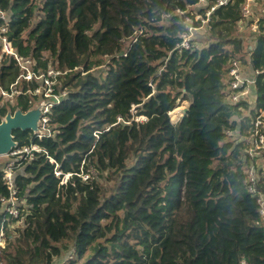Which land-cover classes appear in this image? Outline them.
I'll list each match as a JSON object with an SVG mask.
<instances>
[{"label": "trees", "instance_id": "obj_1", "mask_svg": "<svg viewBox=\"0 0 264 264\" xmlns=\"http://www.w3.org/2000/svg\"><path fill=\"white\" fill-rule=\"evenodd\" d=\"M196 3L0 0L1 34L34 68H46L50 55L68 91L48 113L50 136L12 133L14 149L43 151L12 157L19 216L0 211V264H264V218L246 182L254 164L264 195V147L250 156L242 140L256 118L264 130V0L248 1L246 16V0L208 17L209 6ZM3 55L0 88L8 89L21 71ZM233 60L252 80L235 103ZM37 85L19 79L15 87ZM32 98L3 100L0 121L29 110ZM177 102L185 108L172 122ZM5 163L0 198L9 199ZM55 170L71 173L65 184Z\"/></svg>", "mask_w": 264, "mask_h": 264}, {"label": "built area", "instance_id": "obj_2", "mask_svg": "<svg viewBox=\"0 0 264 264\" xmlns=\"http://www.w3.org/2000/svg\"><path fill=\"white\" fill-rule=\"evenodd\" d=\"M248 1L250 0H246L247 3L244 4L243 7V16L248 15L249 13V6H248ZM228 2V0H197L196 4H206L209 6V9L206 11L205 16L208 17L209 13L211 10H213L215 7L217 6H221V5H226ZM264 11V9H263ZM264 14V13H263ZM198 16V19L200 18V15H195V17ZM197 20V19H195ZM204 19L201 18V21H203ZM252 29H255V24H250ZM0 41H1V50L4 53V56H8V55H13L16 63L21 71L20 75L17 77L16 81L9 86L8 89H3L0 88V99L5 100L8 99L9 101H11V98L19 93L25 94L27 92H22L21 90L16 89L15 84L19 79H23L25 81H31L33 79L36 80H40V82H42L41 84H43V91L40 93V89H38L37 87H34L32 91H29L32 95H37L40 94L43 96V98H45L44 102L41 103L40 105V113L37 116L38 121H39V125L41 126V128L44 130L43 132L40 131V129L38 128L37 132H36V136L41 138L43 136H50L51 131L47 126V122H48V113L50 112L51 107L53 106V104H57L59 103V101L66 97L68 94V91L66 89L60 91H55V89L53 88V84L55 83V81L58 79L57 75L61 74L60 70L55 69V71L53 69H49V67L43 68L42 71H40L38 68H34V66H36V62L35 60L29 57H21L19 56L15 50L11 47V43L10 41L7 39V37L3 34H1L2 32H4V29H0ZM190 35H191V31L189 33H183L182 34V40L180 42L179 46V50H181L182 48H187L188 46V42L190 39ZM262 72H264V69L261 70ZM258 73V71H256V74ZM252 80L249 79L247 80L246 78H244L241 74H240V70H239V65L237 64V62L235 60H233L231 62V65L229 67V72H228V84H229V96H228V100L235 103L240 99V96L243 94V90L246 89L247 86H249V83H251ZM52 87V88H51ZM41 116V118H40ZM41 122V124H40ZM254 125L252 126L250 132L248 135L245 136V140H243L247 147H248V152L250 154V156L253 154H257L259 153L260 149L264 147V130H263V123H261V120L259 118H256L254 120ZM41 132V133H40ZM244 138V137H243ZM14 147V145L12 146ZM13 149V148H12ZM17 150V151H15ZM15 152H13V155L15 154H19L20 157L23 156V153H26V156H29L30 158H33L34 156V152H42L43 149L39 148L36 144L32 145V146H26V147H22V148H15ZM49 161L51 163L54 162V160L52 158H49ZM12 164V163H11ZM11 164H8L5 169H4V180L6 183L7 188H9L11 190V196L9 199H5L3 197L0 198V200H7V210L6 212L9 214V216H12L14 218L19 216V210L17 207H15L14 204V200H15V191L12 188V181H11V177H12V168H11ZM11 165V166H10ZM57 166V164H55V167ZM6 169L9 170V172H6ZM55 175L57 177H60L59 179V183L60 184H65L68 180V177L71 175V173H66L62 176H60V171L59 170H55ZM88 174L84 173L82 174V178L85 180L88 178ZM255 181V165L251 164V166L249 167V169L246 172V182L248 183V192L251 194H256V202H258V213L259 216L264 218V195L258 191V189L255 187L254 182ZM13 199V200H12ZM5 220H7V217L5 216L4 218ZM1 235H4L3 229L0 231V241H1ZM0 247H3V245H0ZM240 262L238 264H247V262L244 259L239 260Z\"/></svg>", "mask_w": 264, "mask_h": 264}, {"label": "rangeland", "instance_id": "obj_3", "mask_svg": "<svg viewBox=\"0 0 264 264\" xmlns=\"http://www.w3.org/2000/svg\"><path fill=\"white\" fill-rule=\"evenodd\" d=\"M201 17V16H200ZM195 19H198V16H196L195 17ZM194 19V20H195ZM207 20L206 19H204L203 21H201L202 23H204V22H206ZM200 30H202V29H200ZM4 54V53H3ZM4 56V55H3ZM1 57H2V51H1V53H0V59H1ZM44 58L45 59H47V62H48V66L47 67H49V69H53L54 71H55V68H54V66L52 65V58H51V56L50 55H47V54H45V56H44ZM99 68H95L94 69V71H96V72H99L101 69H103L104 68V65H102V66H98ZM40 71H42V69L40 68L39 69ZM39 82H40V80H38ZM42 82H40V85H37L38 86V89H40V93L43 91V84H41ZM56 86V88H58V89H56V91H62V90H64V89H67V88H65V87H62L61 88V83L59 82V80H56L55 81V83L53 84V86ZM36 86V87H37ZM52 88V87H51ZM29 91H32V90H29ZM29 91H27V93H29L33 98H32V100H31V103H30V108H29V110H27V112H24V113H28V112H30V113H34V117H33V119H32V123H31V125H30V129L33 131V133L35 132H37V130H38V128L40 129V131L41 132H43L44 130L41 128V126L39 125V121H38V118H37V116L39 115V113H40V105H41V103L42 102H44V100H45V98H43V96L42 95H40V94H37V95H32ZM13 99H14V96L11 98V101L10 102H8V103H12L13 102ZM3 101V99L2 100H0V103ZM185 108V103L184 102H177V104H176V106H175V108H173L172 110H171V112H169L168 114H169V118H170V121H172V122H175L181 115H182V112H183V109ZM20 112V110H17V111H15L14 112V114H16V113H19ZM262 112V111H261ZM13 114V115H14ZM8 115H6L5 117H3V118H1V121H4L5 119H6V117H7ZM40 118H41V116H40ZM139 119H141L142 120V118H139ZM40 124H41V122H40ZM40 132V133H41ZM244 137V138H243ZM242 137V140H245L246 138H245V136H243ZM245 143V142H244ZM15 151H17V150H15ZM14 151V149H12V150H10V152H8V153H5V154H1L0 155V161L2 162V163H4V162H6L5 164H4V169H5V167L8 165V164H11L13 161H11L13 158V152H15ZM253 155V154H252ZM12 165V164H11ZM10 165V166H11ZM264 171V170H263ZM6 172H9V170L8 169H6ZM91 173H92V175H94L95 174V171H91ZM106 175H104V177H105ZM13 200V199H12ZM16 200H14V202H15ZM7 200H0V211L2 210V209H5V211L7 210ZM15 204V203H14ZM22 204H25V202L24 203H22ZM7 217V220L6 221H9L10 220V217L9 216H6ZM21 218H23V217H21ZM20 224V220L18 219L16 222H14V223H12V226H14V227H16V226H18ZM9 225H10V222H9ZM2 230V227H0V231ZM0 245H4V238H3V236L1 235V241H0Z\"/></svg>", "mask_w": 264, "mask_h": 264}, {"label": "water", "instance_id": "obj_4", "mask_svg": "<svg viewBox=\"0 0 264 264\" xmlns=\"http://www.w3.org/2000/svg\"><path fill=\"white\" fill-rule=\"evenodd\" d=\"M34 113H16L13 116L8 115L4 121L0 122V155L8 153L13 146L14 129H30L33 122Z\"/></svg>", "mask_w": 264, "mask_h": 264}, {"label": "crops", "instance_id": "obj_5", "mask_svg": "<svg viewBox=\"0 0 264 264\" xmlns=\"http://www.w3.org/2000/svg\"><path fill=\"white\" fill-rule=\"evenodd\" d=\"M246 73L249 74V71L244 69V70H243V75L245 76V78H246L247 80H249L251 77H250V78H248V77L251 76V74H249V75L247 76ZM249 85H251V84H249ZM251 87H252V86H249L247 89L243 90V93L246 92L247 90H250Z\"/></svg>", "mask_w": 264, "mask_h": 264}, {"label": "clouds", "instance_id": "obj_6", "mask_svg": "<svg viewBox=\"0 0 264 264\" xmlns=\"http://www.w3.org/2000/svg\"><path fill=\"white\" fill-rule=\"evenodd\" d=\"M27 92V91H26ZM20 112H22V113H24V112H27V110L26 111H20ZM11 116H13V115H11ZM143 119V118H142ZM1 122V121H0ZM12 148L13 147H11V149L10 150H12ZM14 149V148H13ZM15 150V149H14ZM10 152V151H9ZM69 178V177H68Z\"/></svg>", "mask_w": 264, "mask_h": 264}, {"label": "bare ground", "instance_id": "obj_7", "mask_svg": "<svg viewBox=\"0 0 264 264\" xmlns=\"http://www.w3.org/2000/svg\"><path fill=\"white\" fill-rule=\"evenodd\" d=\"M13 143H14L13 145L15 146V141H13Z\"/></svg>", "mask_w": 264, "mask_h": 264}]
</instances>
